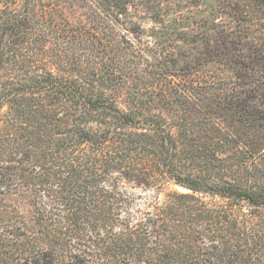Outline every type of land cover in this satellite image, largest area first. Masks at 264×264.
I'll list each match as a JSON object with an SVG mask.
<instances>
[{
    "label": "trees",
    "instance_id": "trees-1",
    "mask_svg": "<svg viewBox=\"0 0 264 264\" xmlns=\"http://www.w3.org/2000/svg\"><path fill=\"white\" fill-rule=\"evenodd\" d=\"M95 1L0 0V264H264V183L233 126L264 118L244 40L264 0H219L237 30L200 22L201 55L154 76L115 24L138 0ZM171 183L191 192L129 191Z\"/></svg>",
    "mask_w": 264,
    "mask_h": 264
},
{
    "label": "rangeland",
    "instance_id": "rangeland-1",
    "mask_svg": "<svg viewBox=\"0 0 264 264\" xmlns=\"http://www.w3.org/2000/svg\"><path fill=\"white\" fill-rule=\"evenodd\" d=\"M97 3V1L94 0ZM202 21L212 25L216 22L220 26L230 30H237V22L228 14L223 13L219 6V0H138L128 4L127 11L115 21L118 30L125 34L133 46L136 48V54L133 62L137 66L148 70L150 75L154 76L160 68L165 72H174L178 68L187 65V62L194 59V56H200L203 44L198 38H193L195 27ZM242 28V27H241ZM264 34L257 31H251L248 38H245L247 48L245 49L247 67L245 68L247 78L245 88L247 94L254 101L251 104H259L261 107L264 102V66L258 64L261 70H254V63L248 59L253 54L254 44L264 42ZM187 39V40H186ZM194 40L193 42L191 40ZM194 47V49H193ZM197 47V48H196ZM140 48V50H139ZM122 65V64H121ZM124 66V64H123ZM131 63L125 70L133 69ZM124 69V68H123ZM229 71L231 78L235 79L234 72ZM128 74V84L131 86L132 81L140 83L143 81L141 74L136 71H130ZM149 77V76H148ZM258 89V93L256 92ZM126 87H122L120 102L124 101L126 96ZM125 103V102H122ZM227 115L224 124H229ZM235 130H240V136L248 149L247 167H248V186L257 182L253 175L255 166H258V181L264 183V155L253 154L254 150H259L264 142V118H260L258 123L250 121L241 125L237 122L233 124ZM233 126L229 128L233 130ZM162 190L155 188L135 187L129 189L131 193L137 196L136 206L138 207L143 201L150 200L157 194L164 197L167 192L176 190L179 192H191L190 190L177 184L165 185ZM205 201L210 204L222 203L218 196L214 197L209 194H201ZM8 200V199H7ZM26 199L21 196H10L9 203L21 210L23 215L30 217L31 207L27 204ZM260 208V207H259ZM264 208V207H261ZM152 210V208H149ZM153 211V210H152ZM55 264H64L63 260Z\"/></svg>",
    "mask_w": 264,
    "mask_h": 264
}]
</instances>
